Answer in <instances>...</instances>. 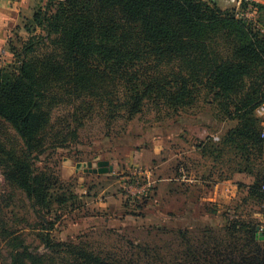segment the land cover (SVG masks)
<instances>
[{
	"label": "rangeland",
	"instance_id": "obj_1",
	"mask_svg": "<svg viewBox=\"0 0 264 264\" xmlns=\"http://www.w3.org/2000/svg\"><path fill=\"white\" fill-rule=\"evenodd\" d=\"M203 1L229 12L241 28L264 33L260 0ZM62 2L40 0V5L52 3L50 10L55 11ZM216 34L209 43L219 53L229 47L232 36L238 37L237 33ZM40 51V55L48 52L47 47ZM172 63L158 64L150 58L138 75L147 84L153 78L166 80L178 65ZM137 83L139 78L129 85L120 76L99 85L97 97L86 95L79 115L82 124H75L78 139L66 150L35 153V170L57 173V193L67 199L64 205L53 204L51 211V205H35L43 217L9 175L15 165L13 157L24 156L23 145L15 130L0 120V145L4 147L0 151V264H12L16 251L23 254V264H264V208L249 200L241 186L214 199L215 181L227 182L228 175L211 158L207 157L204 169L201 166L202 185L184 189L191 191L190 197L180 188L171 199L164 198L169 159L171 164L177 159L178 147L190 163L193 156L187 153L188 138L179 139L178 131L171 140L177 152L171 148L167 135L182 122L169 119L159 90L144 98L141 112L131 119L124 107L117 113L122 117L110 112L115 105L108 99L115 104L124 102ZM73 110L72 106L55 110L54 120ZM201 126L192 138L202 142L221 125L210 121ZM100 162H107L106 168L113 166V172L100 174ZM179 165L176 184L189 178L185 169L179 171Z\"/></svg>",
	"mask_w": 264,
	"mask_h": 264
},
{
	"label": "trees",
	"instance_id": "obj_2",
	"mask_svg": "<svg viewBox=\"0 0 264 264\" xmlns=\"http://www.w3.org/2000/svg\"><path fill=\"white\" fill-rule=\"evenodd\" d=\"M257 4L264 13V0ZM51 5L35 10L24 27L27 39L10 45L14 60L0 70V120L15 130L24 152L13 157L9 175L33 207L51 205V211L53 204L67 203L57 193V173L35 170V153L66 150L78 139L75 124L86 95L97 97L99 85L123 76L129 85L139 78V85L124 102L108 99L115 117L123 116L117 113L124 107L131 119L141 112L144 98L159 90L174 122L200 116L202 124H232L218 141L214 133L219 128L214 130L199 148L229 176L254 177L247 197L264 208V129L256 117L264 105V33L241 28L229 12L203 0H64L55 11ZM219 31L238 34L224 53L210 49V36ZM43 47L48 52L40 55ZM150 58L178 65L166 80L153 78L147 84L138 72ZM68 106L73 112L54 120V111ZM22 257L16 251L12 264H23Z\"/></svg>",
	"mask_w": 264,
	"mask_h": 264
},
{
	"label": "crops",
	"instance_id": "obj_3",
	"mask_svg": "<svg viewBox=\"0 0 264 264\" xmlns=\"http://www.w3.org/2000/svg\"><path fill=\"white\" fill-rule=\"evenodd\" d=\"M39 6L40 0H0V70L2 69V67L8 65L14 60V55L11 51L10 45L13 42L17 43L18 38L25 39L27 32L25 31L24 27L28 21L32 20L34 12ZM258 118L260 119L261 125L264 129V116H259ZM181 125L182 126L178 130L173 129L172 132H169L167 138L169 139V143L171 145V148L174 149V152L177 151L175 150L174 145L172 147L173 143H171V140H173L177 131L178 133H180V135L178 136L179 139H183L184 137L186 139L188 138L187 141L190 148L189 150L187 148L188 151H186L188 154H192V163H190V160H187L189 157H185L187 155L184 156L181 153V147H178L180 150L179 153H177V159H175L172 164L171 159H169V171L167 172V177L165 178L167 184L164 185L163 190L165 199H171L172 197H174V195H176V193L180 191V188L183 191V194H186L187 197H190L191 191L188 189L185 191L184 189L188 187H191V189L197 186L200 187L204 182L201 170L204 169V166L208 163V160L207 157H204L202 155L199 148V144L201 143V141L192 138L196 132V129H198V127H202L201 118L200 116H190L188 118H185L182 121ZM231 125L223 123L219 130L214 133L216 134L215 137H221L228 130V128H230ZM191 133L192 136L190 139L189 135ZM176 163H180L181 166L184 165L186 167V172L189 175L188 180L181 179L182 184H176V182L180 181L178 176L175 175V171L177 168ZM227 175V182H225L224 179L215 181L216 184L214 188V199H217L226 191L234 193L240 186L242 187V189H246L245 194L248 195L250 186L254 182V177L249 176L245 173H233L230 176L227 173Z\"/></svg>",
	"mask_w": 264,
	"mask_h": 264
},
{
	"label": "water",
	"instance_id": "obj_4",
	"mask_svg": "<svg viewBox=\"0 0 264 264\" xmlns=\"http://www.w3.org/2000/svg\"><path fill=\"white\" fill-rule=\"evenodd\" d=\"M98 166L100 167L99 172L100 173H106V172H113L114 168L113 166H109V168H106V166H108L107 162H100L98 164Z\"/></svg>",
	"mask_w": 264,
	"mask_h": 264
},
{
	"label": "built area",
	"instance_id": "obj_5",
	"mask_svg": "<svg viewBox=\"0 0 264 264\" xmlns=\"http://www.w3.org/2000/svg\"><path fill=\"white\" fill-rule=\"evenodd\" d=\"M256 113H257L258 116H264V105L259 106L257 108V110H256ZM214 140L218 141L219 138L218 137H214Z\"/></svg>",
	"mask_w": 264,
	"mask_h": 264
}]
</instances>
